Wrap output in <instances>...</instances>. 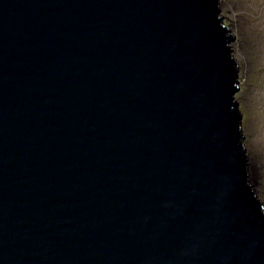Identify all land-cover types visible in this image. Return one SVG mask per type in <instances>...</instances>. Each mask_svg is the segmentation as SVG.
Instances as JSON below:
<instances>
[{
    "label": "water",
    "instance_id": "1",
    "mask_svg": "<svg viewBox=\"0 0 264 264\" xmlns=\"http://www.w3.org/2000/svg\"><path fill=\"white\" fill-rule=\"evenodd\" d=\"M219 0H0V264H264Z\"/></svg>",
    "mask_w": 264,
    "mask_h": 264
},
{
    "label": "rangeland",
    "instance_id": "2",
    "mask_svg": "<svg viewBox=\"0 0 264 264\" xmlns=\"http://www.w3.org/2000/svg\"><path fill=\"white\" fill-rule=\"evenodd\" d=\"M224 23L234 34L230 42L238 67L239 89L235 100L241 112L243 144L248 159V178L257 198L264 208V7L256 13L257 5L264 0H219ZM255 5V6H253ZM247 16L245 26L239 16ZM262 37L253 45L247 64L246 48L242 39L251 34ZM254 39H258L255 37ZM253 43V42H252ZM247 64V65H246ZM259 67V68H258Z\"/></svg>",
    "mask_w": 264,
    "mask_h": 264
},
{
    "label": "trees",
    "instance_id": "3",
    "mask_svg": "<svg viewBox=\"0 0 264 264\" xmlns=\"http://www.w3.org/2000/svg\"><path fill=\"white\" fill-rule=\"evenodd\" d=\"M253 6H255V5H253ZM258 6V8L256 9V13H261L262 12V7H264V5H257ZM241 18V20L243 21V23L245 24V26L247 25V23H249L250 24V22H249V20H248V18H247V16H245V17H242L241 15L239 16V19ZM250 36L249 37H247V38H245V35H244V37H243V39H242V42L244 43V46H245V48H246V51H247V53L245 52V55H246V57H247V64H249L250 62H251V60H253L252 59V57H251V52H249L248 50H252L253 49V47L254 46H256V45H253L254 43H256L257 41H258V43H259V38L260 37H262L261 36V34L259 33V37L258 36H255V37H257L258 39H254L255 37H254V35H253V37H252V35L251 34H249ZM261 39V38H260ZM253 42V43H252ZM246 64V65H247ZM250 65V64H249ZM259 68V67H258Z\"/></svg>",
    "mask_w": 264,
    "mask_h": 264
}]
</instances>
